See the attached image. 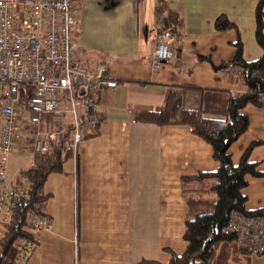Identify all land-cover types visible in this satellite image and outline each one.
<instances>
[{
    "label": "crops",
    "instance_id": "1",
    "mask_svg": "<svg viewBox=\"0 0 264 264\" xmlns=\"http://www.w3.org/2000/svg\"><path fill=\"white\" fill-rule=\"evenodd\" d=\"M75 1L80 62L92 69L104 63L118 84L98 94L102 123L96 132L85 137L63 171L47 177L50 197L44 210L52 226L43 231L26 264L167 262L172 251L182 254L187 247L182 176L216 170L219 161L212 145L190 125L158 124L138 114L161 106L170 84L247 90L236 70L216 66L234 58L238 30L245 58L262 55L256 38L260 0ZM169 11L184 16V33L175 35L173 57L155 67L157 34ZM223 14L237 28L218 30L215 21ZM242 112L250 123L231 145L235 163L251 142L264 141V105L248 104ZM251 159L264 170V143L252 150ZM29 162L16 150L9 174ZM243 191L249 208L264 205V176L249 175ZM250 264H264V253L252 254Z\"/></svg>",
    "mask_w": 264,
    "mask_h": 264
},
{
    "label": "built area",
    "instance_id": "2",
    "mask_svg": "<svg viewBox=\"0 0 264 264\" xmlns=\"http://www.w3.org/2000/svg\"><path fill=\"white\" fill-rule=\"evenodd\" d=\"M77 28L75 0H0V226L30 196L22 170L36 164L38 153L61 143L76 156L102 123L98 94L118 84L104 63L92 69L80 62ZM174 38L171 26L158 32L155 67L173 57ZM228 68L244 80L242 67ZM18 149L30 162L10 175L9 159ZM27 217L32 238L19 240L14 264H26L52 226L45 211L29 208ZM227 229L237 235L240 249L264 253V216L235 211Z\"/></svg>",
    "mask_w": 264,
    "mask_h": 264
},
{
    "label": "trees",
    "instance_id": "3",
    "mask_svg": "<svg viewBox=\"0 0 264 264\" xmlns=\"http://www.w3.org/2000/svg\"><path fill=\"white\" fill-rule=\"evenodd\" d=\"M175 35L184 33V16L169 11L164 17ZM256 38L263 48L262 55L248 60L244 55V42L240 31L235 41L233 59L223 61L216 68L240 66L245 73V91L199 87L192 84L167 86L165 102L155 108L141 111L138 118L158 124H188L193 132L207 140L213 147L219 166L212 171H199L183 175L182 192L187 202L184 238L186 250L182 254L172 251L167 262L145 259L155 264H250L251 254L237 245V235L227 229L232 213L241 211L246 215L264 216V205L249 208L248 196L243 188L249 184V175L264 176L259 161L251 159L252 150L263 140H255L245 149L240 161L235 163L231 145L249 127V115L242 112L248 104L264 105V0L256 7ZM218 30L237 28L227 15H219L215 21ZM211 60V55H200ZM26 90V87L22 88ZM197 92L199 104H186L189 91ZM73 156L64 144L54 145L48 152L36 155V164L22 170L28 176L30 196L23 199L15 209L13 218L0 226V264H14L18 255L17 243L22 238H32L29 208L43 213L50 194L45 182L51 172L63 171L64 162Z\"/></svg>",
    "mask_w": 264,
    "mask_h": 264
},
{
    "label": "rangeland",
    "instance_id": "4",
    "mask_svg": "<svg viewBox=\"0 0 264 264\" xmlns=\"http://www.w3.org/2000/svg\"><path fill=\"white\" fill-rule=\"evenodd\" d=\"M186 104L190 106H197L199 104L198 94L197 93L190 94L188 96Z\"/></svg>",
    "mask_w": 264,
    "mask_h": 264
}]
</instances>
